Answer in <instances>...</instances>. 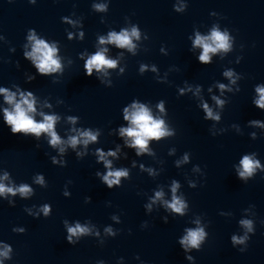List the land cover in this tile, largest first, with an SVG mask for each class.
Here are the masks:
<instances>
[{
  "label": "water",
  "instance_id": "obj_1",
  "mask_svg": "<svg viewBox=\"0 0 264 264\" xmlns=\"http://www.w3.org/2000/svg\"><path fill=\"white\" fill-rule=\"evenodd\" d=\"M101 2L109 3L107 13L92 9L93 3ZM182 3H188L187 10L175 12L173 5ZM212 11L220 16H211ZM73 12L76 17L83 18V41L67 39L65 29L71 30V26L63 23L61 17L71 16ZM101 17L105 23H101ZM214 22L232 31L236 47L223 60L217 53L213 55L212 64L202 65L189 51L191 41L188 36L194 35L195 27L207 34ZM134 23L149 35V40L144 41L142 37L136 42L142 45L136 56L127 49L104 45L109 48L108 55L112 58L119 52L125 53L118 68L109 70L113 86L101 84L94 77L95 73L93 77L85 76L78 53L84 49L96 51L99 35H107L112 29L119 31ZM29 28L60 41L65 63L67 56L74 60L58 83H53L51 77L42 76H37L31 84L25 83L24 72H35L22 52ZM0 34L6 37V42L0 41V85L20 84L41 97H50L53 104L62 99L64 103L56 107L57 112L78 115L83 126L103 129L100 143L90 146L92 149L104 147L107 150L121 142L109 132L123 122L122 108L134 98L150 100L153 104L160 99L166 100L169 122L177 131L176 136L151 145L163 165L149 156L135 157L128 149L125 151L129 152V159L117 162V166L130 167L131 160L137 159L146 166L163 167L159 177L153 179L137 167L132 169L131 179L110 190L95 176L102 165L96 163L94 156L79 160L69 150L66 167L53 165L50 156L56 153L46 141L41 140V147L37 148L33 138L12 135L0 118V169H7L17 183H31L36 173H43L48 181L47 188L33 185L35 195L31 199L16 197L14 207L0 199V240L14 249L12 260H6L5 264H96L98 259L117 264L121 256L125 258V264H140L135 259L137 254L146 264H190L177 240L185 227L196 226L192 221L197 219V214L209 222V237L201 251L192 253L196 264H264V225L260 224V220H264V173L245 184L236 177L233 168L241 155L248 152H257L264 163V135L251 139L249 133H259V130L247 125L251 119H264V112L252 104L254 86L264 82V0H37L35 5L29 0H0ZM162 45L169 50L166 56L160 52ZM10 47H15L16 52H10ZM195 51L199 53L200 49ZM238 55L243 59L236 64ZM16 61L20 62L19 69ZM141 62L157 64L161 75L170 68L179 70L169 72V83H159L154 73L139 74ZM125 65V73L118 76L119 67ZM225 67L242 73L244 79L239 82L240 92L228 94L230 101L217 125L228 131L214 137L209 132L213 122L203 119L204 114L191 94L178 96L177 86H183L185 80L202 84L204 95L211 102L207 88L217 80L228 82L222 77ZM214 92L219 94L218 90L214 89ZM233 123L241 125L242 135L230 127ZM63 127V124L58 126L62 135ZM171 147L177 149L173 156L168 155ZM185 151L192 154L191 163L178 169L174 161ZM195 164L200 165L204 176L192 172ZM173 178L181 182L180 191L187 197L190 211L183 217L169 216V222L164 223L162 217L168 214L162 208L147 214L143 205L158 184L165 185L170 199L167 185ZM189 178L200 180L197 188L188 186ZM69 180L72 181L68 185L72 195L65 197L63 190ZM87 196L92 197L91 203H85ZM45 202L51 203L53 208L48 218L37 219L24 210ZM249 205H255V208L246 212ZM221 211L232 215L221 216ZM253 212H256V233L249 241L248 250L241 253L232 246L230 237L233 233L243 234L239 220L254 218ZM113 214L120 215V224L111 220ZM64 219L70 222L91 219L101 232L108 224L122 231L115 238H107L103 246L95 237H85L73 246L65 238ZM144 221L149 223L146 229L141 228ZM16 226L25 227L26 232H13Z\"/></svg>",
  "mask_w": 264,
  "mask_h": 264
},
{
  "label": "clouds",
  "instance_id": "obj_2",
  "mask_svg": "<svg viewBox=\"0 0 264 264\" xmlns=\"http://www.w3.org/2000/svg\"><path fill=\"white\" fill-rule=\"evenodd\" d=\"M30 4L35 5L37 0H29ZM92 9L96 12L107 13L109 11V3H93ZM188 8V3L179 5L174 4L173 9L177 13H184ZM213 17H219L220 14L212 11L210 13ZM73 12L71 16H63L61 20L63 23L70 25L71 30L65 29L68 40L85 39L84 23L82 17H76ZM126 20L130 18L126 17ZM101 23H105L104 17H101ZM193 34L188 36L191 41L189 51L195 55L197 61L202 65H210L213 61V55L220 53V59L223 60L229 53L233 52L236 47V37L228 27H221L218 22H214L207 34H202L198 27L193 29ZM149 40L147 32L141 30L139 24H131L130 27H122L119 31L112 29L107 32V35H99L96 51L89 52L84 49L78 53L79 60L83 61V74L87 77H94L99 80L101 84L106 87L113 86V79H110L112 73L110 69L115 70L120 65V60L125 56L124 52H119L116 58L108 55L109 48L104 45H114L118 49H127L133 56L138 54V48L142 45L136 43ZM26 43L22 45L23 58L27 60L35 69V72L25 71L24 81L26 84H31L37 79V76L51 77L53 83H58L60 78L64 75L67 67H70L74 60L67 56V63H65V55L61 54L60 41L49 39L48 37L39 33L35 28H29L26 34ZM0 41L6 42V37L0 34ZM135 41V42H134ZM104 46V47H101ZM243 50L244 45H240ZM195 49H200L199 53ZM147 51V49H144ZM10 52L15 53L16 48L10 47ZM160 52L163 55H168L169 50L167 46L162 45ZM243 59L242 55L236 57L235 63L239 64ZM10 62V61H9ZM16 67H21L20 62L16 61ZM126 67H119L118 76H122ZM173 70L170 68L161 75L160 68L155 63L139 64L138 72L144 75L147 72L155 74V79L159 83H169V72ZM222 77L227 78V83L220 80L215 81L207 88L209 99L204 95V86L202 84L189 83L187 80L183 82V86H177V95L186 96L191 94L198 102L197 107L203 112V119L212 121L209 132L212 136H217L228 131L227 128H218L222 120V114L226 105L230 101L229 93L235 94L241 91L240 81L244 79L242 73L237 72L232 67H225L222 72ZM215 90L219 94H215ZM0 118L4 125L9 129L12 135H21L23 137H31L37 143L36 147L40 148V141H46L49 148L56 154L51 155V163L60 167L67 166L66 156L71 152L79 160L92 155L95 157L97 164L102 165V169H97L95 176L108 189L121 187L123 181L131 179V171L134 168H139L140 172L147 173L153 179L160 176L163 167L157 168L154 166H146L145 163L137 160H131V166H117V162L121 159L128 160L129 152L125 149L134 152L135 157L142 158L144 156L152 157L154 160L163 165L162 160H158L155 149L151 146L153 142L159 143L176 136V128L172 126L168 119L167 101L164 99L158 100L153 104L150 100L143 101L139 98L132 99L122 108V123L112 128L109 135H115L119 141L115 143L114 147H109L105 150L104 147L90 146L100 143V137L103 135V129L100 127H85L81 124V118L78 115L65 114L57 112L55 109L58 105L64 103L62 99H57L53 104L50 97H41L30 88L22 87L20 84L13 83L11 86L0 85ZM252 104L257 109L264 112V82L257 83L254 86V95L252 97ZM47 109V111H46ZM126 122V123H124ZM63 124V135L58 129V126ZM248 127L258 129L249 133L251 139L256 140L259 135H264V119H251L247 122ZM238 134H243V129L238 123H233L230 126ZM177 152L175 147L168 150V155L173 156ZM192 154L185 151L180 158L174 161L176 168L182 165L191 163ZM236 177L247 184L254 179L257 174L264 173V163L258 156L257 152H248L242 154L239 163L234 164ZM192 172L204 176L202 168L199 164L192 167ZM72 181L69 180L63 190V196L70 197L72 195L68 185ZM190 188H197L200 184L199 179L187 180ZM33 185H38L41 188L48 187V181L43 173H36L32 177V182L17 183L12 174L7 169H0V199L6 200L10 206L16 205V197L27 200L35 195V188ZM170 189L171 198H167L165 192V185L158 184L152 190V194L147 197V202L143 205L147 214H151L154 210L163 209L168 215H164L162 220L164 223L169 222V216L175 218L176 216H186L190 211V204L184 192H181V182L178 179H171L167 185ZM179 193V194H178ZM92 197H85V203H91ZM109 206L111 202H108ZM255 205H249L245 211L254 209ZM25 212L34 218H48L52 215L53 208L51 203H42L40 205H32L25 207ZM221 216H231V212H220ZM254 218H245L239 220V224L243 228V234L233 233L230 241L233 247L238 248L241 253L248 250L249 241L256 233V212L252 213ZM202 215L197 214V219L192 221L195 227H185L183 234L178 237V244L180 245L185 259L190 264H196V257L192 255L193 251H201L203 245L206 243L209 232V222L201 219ZM111 220L116 224H120L121 217L119 214H113ZM260 224L264 225V220H260ZM63 225L66 230V240L69 244L75 246L85 237H95L98 243L103 246L107 238H115L121 229L115 228L112 224L103 227V232L100 228L87 219L81 222L79 219L75 221L63 220ZM148 221H144L141 228H148ZM15 233H25L26 228L23 226H16L12 229ZM131 232V230H129ZM13 246L3 240H0V264H5V261H10L13 258ZM140 264H146L139 254L135 256ZM96 264H107L103 259H98ZM117 264H125V258L119 257Z\"/></svg>",
  "mask_w": 264,
  "mask_h": 264
}]
</instances>
